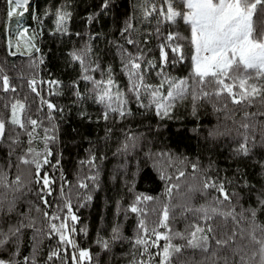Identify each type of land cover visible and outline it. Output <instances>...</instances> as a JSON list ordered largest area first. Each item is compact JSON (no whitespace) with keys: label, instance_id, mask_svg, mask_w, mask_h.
Masks as SVG:
<instances>
[{"label":"trees","instance_id":"obj_1","mask_svg":"<svg viewBox=\"0 0 264 264\" xmlns=\"http://www.w3.org/2000/svg\"><path fill=\"white\" fill-rule=\"evenodd\" d=\"M151 3L159 7L163 0H151ZM144 4L145 0H108L105 7V0H33L27 12L8 19L6 0H0V119L6 122V136L0 140V169L8 174L9 181L19 175L24 186L22 193L0 189L8 199L13 195L19 197L14 211L0 210V230L7 233L21 222L35 224L34 228H21L18 234L19 251L15 257L18 264H24V257L33 254L37 264H73V254L78 264H139L147 257H142V249L133 245L138 221L143 218L149 229L157 227L158 231L167 232L158 227L165 204L182 203L187 196H191L192 207L211 203L216 197L222 199L220 193L211 188L206 192L189 193V188H202L206 178L224 184L237 213L255 208L257 221L264 224V206L259 203L264 199V144L260 130L264 117L248 121L256 123L254 132L247 133L251 137L248 154L237 151L244 142L245 132L240 128L245 122L243 113L264 111V106L259 100L245 106L232 104L227 96H209L196 101L194 115L193 102L188 95L174 102L170 116L161 118L156 114L155 105L150 104V90L141 87L137 101L131 89L133 83L140 82L135 77L130 82V70L125 64L128 53L136 55L141 50L143 60L138 61L141 63L138 71L144 76V85L167 93V81L188 80L190 88H200L192 78L189 27L182 21L162 24L161 37L148 35L154 33L156 18H144ZM58 13L70 14L59 27ZM21 19L36 36L35 48L27 53L12 52L9 47L11 27ZM129 23L132 29L124 32ZM254 23L257 34L264 32V17L258 14ZM169 32L183 37L178 42L183 46L185 58L172 63L174 54L169 51V63L163 65L162 70L159 46L165 42L162 37ZM128 38L139 41V46L127 44ZM74 54L82 56L83 64L73 58ZM5 76L9 81L8 91L3 87ZM85 76L91 79L86 80ZM109 79L113 81L111 86L107 84ZM32 80L36 81L35 92L30 86ZM256 83L264 84V81ZM105 90L111 99L105 96L101 101ZM203 90L212 92L214 89L206 84ZM18 100L24 105L21 111L24 129L9 122L12 105ZM49 103L55 108L50 110ZM112 108H123L131 114L121 118ZM30 120L37 121L34 130ZM129 136L136 137L137 146L124 151L122 146L126 142L133 143L128 140ZM29 147L41 154V161L43 155L51 151L50 163L41 170V176L47 172L55 181L50 185L52 195L46 197L51 207H46L39 198L41 184L35 182L34 166L20 162ZM27 158L33 159L32 155ZM193 164L198 166L196 171L192 169ZM180 172L185 175L179 176ZM162 175L170 179H161ZM81 183L87 187H80ZM169 184L180 186L179 190H173L171 200L166 193ZM137 196L153 197L150 201L141 199L137 205L145 210L143 217L129 210ZM68 203L71 215L78 218L75 221L66 207ZM228 208L225 202L224 210ZM45 211L50 216L58 214L61 219L49 221L43 215ZM65 217H68L69 228H75V232L70 233L75 247L62 244L58 235L51 238L47 235L49 224L55 222L59 226L65 222ZM192 223L201 222L192 214L183 218L177 211L169 227L183 232ZM211 223L221 232L237 227L231 218L225 220L220 216ZM247 226L241 221L238 227ZM116 227L123 238L113 241ZM37 229L43 231L38 233ZM105 241L109 242L108 249L103 247ZM164 243L161 240L160 246ZM80 249L89 250L91 260L79 261ZM15 250L13 244L5 246L3 252L10 256ZM56 250L60 252L59 258L48 261L50 252ZM150 251L156 253L159 249ZM204 255L186 251L180 260L191 258L198 262ZM158 260L157 257L156 264ZM173 264L178 261L174 260Z\"/></svg>","mask_w":264,"mask_h":264},{"label":"snow or ice","instance_id":"obj_2","mask_svg":"<svg viewBox=\"0 0 264 264\" xmlns=\"http://www.w3.org/2000/svg\"><path fill=\"white\" fill-rule=\"evenodd\" d=\"M7 3V17L13 18L17 15H22L20 10H27L29 0H6ZM108 0H105V7H107ZM179 4L183 6V10L177 7V0H163V4L157 7L156 3H151V0H145L142 6L143 16L147 20L151 17L156 18V28L154 33L148 35H155L161 37L160 26L162 24H176L182 21L190 29V44L193 48L192 60V78L197 81L200 88H190L188 80H180L178 82L169 80V90L166 95H161L159 88H154L151 85H144V76L138 70L141 69V63L138 61L143 60V50L138 54H127L128 63L125 68L129 69L130 82L135 77L140 83H133L132 91L136 94V99L139 101L140 88L144 87L146 91L150 90L151 101L150 104L155 105L156 114L163 117L170 116L171 109L175 106L174 102L183 100L188 95L191 96L193 102V114L196 113V101L207 98L209 96H227L230 102L234 105L251 106L259 100L261 106H264V84H258L256 81H264V32L257 34L254 23V17L258 14L264 17V0H179ZM57 25L58 27L63 24L69 13H58ZM132 24L129 23L124 29L128 32L132 29ZM27 32V29H25ZM165 41L159 46L161 68L163 65L169 63V51L174 54L172 63L182 62L184 60L183 46L178 42L183 39L178 33L169 32L167 36L162 37ZM127 44L139 46V41L132 38L127 39ZM147 36L143 39V43H147ZM39 49H37L38 51ZM15 54V53H13ZM73 58L79 60L83 64L81 55L74 54ZM150 66L156 65L148 62ZM87 71V69H85ZM84 79H91L85 76ZM113 81L109 79L107 84L111 86ZM209 84L213 87L212 92L204 91L203 86ZM36 81L32 80L30 86L32 91H36ZM3 87L5 91L9 90L8 77H3ZM163 87V83L160 88ZM105 96L111 99L107 90L100 96L103 101ZM119 98V97H117ZM227 107V105H225ZM24 105L19 102L12 105L10 123L18 126L21 129L25 128V124L19 118L17 109L23 110ZM48 108L51 110L55 105L49 103ZM111 111L118 112L121 118L130 115V111H125L123 108H112ZM264 117V111L247 112L243 113L244 123L240 124L245 132L243 136V143L238 148V153L247 155L249 152L248 141L251 139L247 133L249 130L254 132L256 123L248 122L254 121L255 117ZM105 119L108 118L105 113ZM29 124L34 127L37 125L36 120H30ZM261 130V143L264 144V121H260ZM28 135L31 137L32 133ZM6 136V122L0 119V140ZM49 139L46 137V141ZM128 140L133 143H125L122 147L127 151L130 147H136V137L129 136ZM16 141H14L15 143ZM32 155L33 159H28L27 156ZM51 151L49 150L43 155L41 161V154L35 152L31 147L28 148L25 156L20 158L22 164H32L35 168V182L41 184L39 198L46 207L49 205L47 196L52 195L51 184L55 181L51 180L48 173L45 172L41 176V170L45 165L50 163L49 157ZM59 161H57L58 165ZM57 165H52L55 168ZM197 165L193 164V171L197 170ZM184 172H180L179 176H184ZM91 179H95L92 177ZM161 179H170L164 175ZM80 187L86 188L87 185L81 183ZM179 184H169L166 193L169 200L172 198L173 190H179ZM24 186L21 184V177L17 175L14 180L9 181L8 174L0 169V189L8 190L12 193H22ZM215 189L220 193L222 199L219 197L213 198L211 203L200 205L199 207H192L190 204L191 196H187L182 203L175 205L165 204L162 211V219L158 221V227L167 229V232H160L157 227L149 229L145 219L141 218L137 224V236L133 241L134 247L142 249L141 256L147 257L146 260H141L139 264H156L158 257V264H173V261H178V264H264V224L257 221V210L255 208L244 209L237 213L235 206L231 205L232 197L225 190L222 182H217L206 178L203 182L202 188L193 189L189 188V193L193 192H206L208 189ZM60 192L64 193L63 185H61ZM234 195V194H233ZM18 196L13 195L8 199L7 194L0 192V210L8 213L15 210ZM91 199V197H88ZM141 199L150 201L153 199L151 196L136 197V201L130 206L132 213H138L143 217L146 215L145 210L139 208L137 205ZM225 202H228L229 208L224 210ZM261 206H264V199L260 200ZM71 215V204H66ZM59 209V206H57ZM39 211V209H37ZM177 211L183 218H187L192 214L195 219L201 223L189 224L185 231H173L169 227L170 219H175ZM171 213V215H170ZM247 213V215H245ZM44 217L49 221L60 220L58 214L51 216L47 211L43 213ZM220 216L225 220H231L237 225L230 232L219 231L212 227V221L215 217ZM68 217H65V222L59 226L55 222H51L48 227L47 235L51 238L52 235H58L59 241L62 244H69L75 247V242L72 240L70 233L75 232V228H69L66 223ZM73 221L78 218L71 215ZM241 221L247 223V228H239ZM29 227L34 228L35 224L29 221L27 224L21 222L20 225L10 228L7 233L0 230V264H18L15 259L18 255V234L21 228ZM38 233L42 229L36 230ZM119 227L113 229V241L121 240ZM35 239V237H34ZM165 243L161 247L160 241ZM175 240L184 241V243H174ZM15 245L16 250L9 256L3 252L5 246ZM39 242H37L38 248ZM109 242H103L104 249L109 248ZM151 248H157L159 251L152 253ZM186 251L193 253L199 252L204 255V259L198 262H193L191 258L181 261V255ZM60 252L58 250L51 251L47 257L48 261L54 258H59ZM79 261L91 260L89 250L80 249ZM7 257V258H5ZM73 264H78L76 254L72 257ZM24 264H37L35 254L32 257H24Z\"/></svg>","mask_w":264,"mask_h":264},{"label":"rangeland","instance_id":"obj_3","mask_svg":"<svg viewBox=\"0 0 264 264\" xmlns=\"http://www.w3.org/2000/svg\"><path fill=\"white\" fill-rule=\"evenodd\" d=\"M177 7L183 10V6L179 4V0H177ZM27 29V32H25ZM36 46V36L35 33L32 32L27 26L21 21L18 20L10 30L9 35V47L12 52H19V53H27L33 50ZM194 51V50H193ZM193 51L190 54V59L193 54ZM192 62V60H191ZM167 93H163L161 91V95H166ZM19 102L23 104L20 100L16 101L15 103ZM14 103V104H15ZM17 114L21 119V110L17 109Z\"/></svg>","mask_w":264,"mask_h":264},{"label":"water","instance_id":"obj_4","mask_svg":"<svg viewBox=\"0 0 264 264\" xmlns=\"http://www.w3.org/2000/svg\"><path fill=\"white\" fill-rule=\"evenodd\" d=\"M32 2H33V0H29V4L27 5L26 11H24V10H20V11H22L23 13L27 12L29 10V7L31 6Z\"/></svg>","mask_w":264,"mask_h":264}]
</instances>
